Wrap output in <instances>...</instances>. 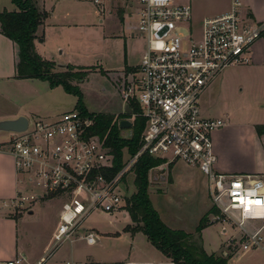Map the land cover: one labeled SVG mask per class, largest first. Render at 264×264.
<instances>
[{
  "label": "built area",
  "instance_id": "obj_1",
  "mask_svg": "<svg viewBox=\"0 0 264 264\" xmlns=\"http://www.w3.org/2000/svg\"><path fill=\"white\" fill-rule=\"evenodd\" d=\"M133 2L129 8L137 19L134 35L146 39L147 47L139 65L121 80V90L123 113L127 105L137 103L138 115L146 121L138 152L109 177L114 155L101 138L89 133L93 118L74 108L56 120L29 121L25 132L11 133L0 144V152L13 158L22 185L5 206L17 211L39 199L63 198L54 250L76 241L94 246L96 234L85 222L94 212H123V180L141 156L149 155L197 168L209 182L218 211L213 220L242 233L244 251H264V175L217 171L214 134L225 121L205 117L201 108L203 93L226 69L252 63L253 47L264 36V21L244 14L241 0H233L230 11L205 18L198 27L189 3ZM135 118L134 114L130 121ZM36 188L42 193L32 190ZM0 264L34 263L19 252Z\"/></svg>",
  "mask_w": 264,
  "mask_h": 264
},
{
  "label": "rangeland",
  "instance_id": "obj_2",
  "mask_svg": "<svg viewBox=\"0 0 264 264\" xmlns=\"http://www.w3.org/2000/svg\"><path fill=\"white\" fill-rule=\"evenodd\" d=\"M176 1L192 6L193 23L197 27L203 18L225 11L231 3V0ZM95 4L86 1L79 6H72L69 11L57 7V22H64L66 26L56 27L57 29L45 33V42L36 43L35 47L41 57L52 60L57 65L65 63L81 67L78 70L86 72L83 80H73L71 84L81 91L83 104L90 114L121 115V80L130 72L125 71V67L139 65L147 42L138 35L136 38L130 35L136 24L135 15H131L128 9L132 4L135 6L133 0H129L125 8L124 22L120 17V0L116 1L117 7L110 11L111 14L106 12L105 15H101ZM4 7L8 10L13 8L12 0H0V10ZM57 41L60 42V47L57 46ZM65 59L67 61L63 62ZM254 67L258 68L256 65L229 68L216 78L201 97L203 113L223 118L229 123V128L244 126L247 121L262 123L264 108L261 104L264 103L256 101L260 100L257 97L263 93V81L260 76L251 77L249 70ZM31 80L0 83V114L20 108L28 115L29 121L34 122L40 118L52 120L59 113L78 109V97L68 94L63 87L51 89L48 83H33ZM9 137V133H1L0 142ZM249 155L255 162L264 161L263 155ZM128 158L130 156L125 154L124 159ZM159 166L149 171V196L167 225L191 233L193 244L203 247L208 254L223 256L228 259L227 264H264V251H244L241 245L243 234L235 228L214 221L215 214L208 217L211 225L200 234L196 232L199 220L215 208L209 194V182L197 168L185 167L182 162L166 161ZM135 178L136 174L132 170L123 180L122 189L126 199L136 192ZM32 190L42 193L37 188ZM63 202V198L47 197L17 210L16 215L27 214L32 210L35 212L30 217L26 215L23 221L31 231V238L35 240L31 253L39 255L48 246L54 245V234L60 223ZM123 212L126 216L121 212H94L84 226L96 234L98 244L88 246L84 241L73 245L63 243L56 250L53 247L54 252L58 251L53 258L54 252L46 254L47 260L44 263L127 264L163 260L166 264H175L153 247L143 233L133 237L126 232L124 229L131 221L125 208ZM259 225L255 224L254 227L258 228Z\"/></svg>",
  "mask_w": 264,
  "mask_h": 264
},
{
  "label": "trees",
  "instance_id": "obj_3",
  "mask_svg": "<svg viewBox=\"0 0 264 264\" xmlns=\"http://www.w3.org/2000/svg\"><path fill=\"white\" fill-rule=\"evenodd\" d=\"M12 3L15 10L0 12V33L18 47L17 78L45 81L52 89L61 86L68 94L77 96L76 107L94 121L89 133L101 138L114 155L109 177L115 176L125 165V154L132 157L139 150L146 125L145 119L138 115L139 106L132 102L131 114H90L83 104L81 91L71 84L73 80H83L86 72L82 69L77 71L70 65L60 66L64 70L57 71L59 66L55 62L44 59L36 51L37 32L48 13L38 8L36 0H12ZM134 114L136 118L132 122V137L128 138L124 135L126 130L121 128L120 122L132 119ZM256 131L259 136L264 135V125L256 126ZM163 162L164 160L143 155L134 166L136 192L127 199L125 206L132 224L124 230L132 235L143 233L153 247L175 264H227L228 259L223 256L208 254L203 247L193 244L189 233L170 228L153 206L149 196V171ZM217 213L212 208L201 219L196 232L200 234L211 225L208 217Z\"/></svg>",
  "mask_w": 264,
  "mask_h": 264
},
{
  "label": "crops",
  "instance_id": "obj_4",
  "mask_svg": "<svg viewBox=\"0 0 264 264\" xmlns=\"http://www.w3.org/2000/svg\"><path fill=\"white\" fill-rule=\"evenodd\" d=\"M86 1L94 2L95 0H36V4L38 8L41 11L47 12L48 17L45 19L44 23L40 26L37 32L38 39L35 41V44L36 43L42 44L43 42H45V33H48L49 31H53L54 29H57L56 27L61 28V27L66 26V23L64 22H57L58 20L56 18L57 7H60L62 9L69 11V9L72 6H79L81 3L86 2ZM100 1L102 2V5H96V4L95 5L97 9L99 10V12L101 13V15H105L106 12H109L111 14L110 11L113 8L117 7L115 5L117 0H100ZM120 1L122 3L120 17L122 21L124 22L125 8H127L129 0H120ZM241 2H242V12L244 14H248L250 18H252L256 22L264 21V0H241ZM178 3H183V2H178ZM232 3H233V0H231L229 7L225 11H221V13L220 12L215 13L214 15L209 16V17H214V16L221 15V14L228 12L231 9ZM15 9L16 8L13 4V8H11L10 10L4 7V9L0 10V12L3 10L13 11ZM128 9L130 10L131 15L133 13L135 15V12L131 10L129 6H128ZM61 12L62 10H60V13ZM209 17H205V18H209ZM134 29L132 30L130 34L132 38H136V35H134ZM57 43H58L57 46L60 47V44H59L60 42L57 41ZM64 52H65V49H63V53ZM43 58L48 60L45 57ZM49 61H52V60H49ZM66 61L67 60L65 59V61L63 62H66ZM17 62H18L17 45L12 40H10L9 38L5 37L3 34L0 33V83L7 82V81L18 82V81H23V80H31V79H18L17 78V69H16ZM250 65H256L258 67L257 69L254 67L252 68V70H249V72L252 74L251 77L260 76V78H262L261 81H263L262 82V87H263L262 92L263 93L259 94L257 99H260V100L256 102L264 103V36L253 47L252 63L246 66H250ZM57 66H59L57 71H62L64 69L60 66L65 67L69 65L64 63V64H60ZM75 67H76L75 70L77 71L79 68H81V67L74 66V68ZM136 67L127 66L125 67V71L127 70V71H130L129 73H131ZM31 81L35 83L36 81H41V80L34 79ZM41 82H45V81H41ZM45 83H48V82H45ZM210 89H212V87ZM123 107L124 106L122 102V108ZM261 107L264 108V105L261 104ZM63 113L64 112L57 114L56 116L53 117L52 120H56ZM202 114L208 118H219V117H215L212 115H205L203 111H202ZM19 116H25L29 119L28 115L19 108L9 113L0 114V120L15 119V118H18ZM224 121H225V126L214 134V149L218 157L217 169L225 173L264 175V161H260V163L255 162L252 156L249 155L251 153H255L256 155L264 156V135L259 136L256 131V126L264 125V121H262V123L260 124H258V122L256 121L255 123L247 121L246 125L234 127V128H229V123H227L226 120ZM9 139L3 142H0V144L7 142ZM182 165L192 169V167L187 166L184 163H182ZM21 188H22V185L20 184V179H19V176L17 175L13 158L6 152H0V261L10 260L14 258V256L17 253L22 252L28 256L30 262L35 264L43 260L46 261L47 260V257H45L46 254H51L52 252H54L53 250L54 245L52 244L48 246V248L39 255L33 252L31 253L32 244L34 243L35 240L33 241V239L31 238L32 237V235L30 234L31 231L30 229L29 230L27 229L23 221L24 219H26L25 218L26 215H28L27 217L34 215L35 214L34 210L28 212L27 214L20 213L19 215H16L17 211L9 209L8 207L5 206L9 204V202L15 196H17ZM122 213L124 216H126L124 212ZM201 218L202 217H200V219ZM199 222L197 223L196 228L199 226L200 224ZM130 224H132V222ZM168 226L170 227L171 225H168ZM172 229L181 230V231L188 233L186 230H182L180 228L177 229V227H173ZM136 235H132V236L134 237ZM76 242H79V241H76ZM74 243H72L71 245H73ZM72 250H73V247H71V251ZM57 252L58 251L54 252L52 258L56 255ZM44 262L43 264H47V262L46 263ZM78 264H85V263H78ZM127 264H166V263L163 260H161V261H155L152 263L149 261H139V262H134V263L132 262V263H127Z\"/></svg>",
  "mask_w": 264,
  "mask_h": 264
},
{
  "label": "water",
  "instance_id": "obj_5",
  "mask_svg": "<svg viewBox=\"0 0 264 264\" xmlns=\"http://www.w3.org/2000/svg\"><path fill=\"white\" fill-rule=\"evenodd\" d=\"M128 114L131 113V108L127 105L125 108ZM133 123L129 119H124L120 122L121 128L126 130V137H132ZM29 126V119L25 116H19L15 119L0 120V134L1 133H23Z\"/></svg>",
  "mask_w": 264,
  "mask_h": 264
},
{
  "label": "snow or ice",
  "instance_id": "obj_6",
  "mask_svg": "<svg viewBox=\"0 0 264 264\" xmlns=\"http://www.w3.org/2000/svg\"><path fill=\"white\" fill-rule=\"evenodd\" d=\"M237 187H239V185H237ZM241 202H242V203L244 202L243 199H241ZM248 203L251 204L252 201H248ZM255 203L260 204V203H262V202H261L260 200H256Z\"/></svg>",
  "mask_w": 264,
  "mask_h": 264
}]
</instances>
